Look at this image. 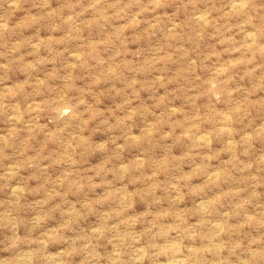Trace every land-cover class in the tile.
<instances>
[{
    "label": "rangeland",
    "instance_id": "obj_1",
    "mask_svg": "<svg viewBox=\"0 0 264 264\" xmlns=\"http://www.w3.org/2000/svg\"><path fill=\"white\" fill-rule=\"evenodd\" d=\"M0 264H264V0H0Z\"/></svg>",
    "mask_w": 264,
    "mask_h": 264
}]
</instances>
